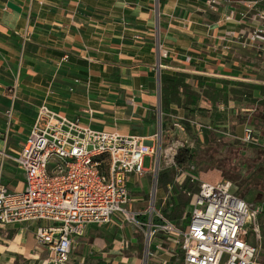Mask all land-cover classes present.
Masks as SVG:
<instances>
[{
	"label": "crops",
	"instance_id": "1",
	"mask_svg": "<svg viewBox=\"0 0 264 264\" xmlns=\"http://www.w3.org/2000/svg\"><path fill=\"white\" fill-rule=\"evenodd\" d=\"M8 1L20 10L9 7ZM154 1L0 0V182L8 189H21L23 181L7 155L18 152L42 102L95 129L150 138L158 120L157 68L263 87L264 51L233 45L226 52L215 38L227 29L238 33L244 29L241 24L217 23L218 14L208 10L203 0H158L156 11ZM260 6L264 7V0ZM208 20L212 21L209 31L203 26ZM156 26L160 47L168 51L163 57L157 49ZM63 55L67 58L62 59ZM187 80L196 83L194 78ZM252 97L259 99L263 93L255 88ZM205 99L200 98L199 106L209 110L211 102ZM224 105L226 112L228 108L248 113L254 109L235 101ZM176 110L175 115H183L182 108ZM171 114H166L164 129L170 125ZM195 175L198 180H217V176L201 178L209 173ZM149 176L152 180L153 175ZM168 185L171 194L162 203ZM164 189L162 205L174 195L171 184ZM189 208L190 199L187 214ZM185 215L170 220L181 226ZM123 222L114 216L105 225L86 226L65 264H141V260L171 264L175 254L180 262V246L165 240L164 249L151 246L153 253L145 261L143 231ZM41 224L47 222L0 224V264H50L46 247L33 238L35 226Z\"/></svg>",
	"mask_w": 264,
	"mask_h": 264
},
{
	"label": "built area",
	"instance_id": "2",
	"mask_svg": "<svg viewBox=\"0 0 264 264\" xmlns=\"http://www.w3.org/2000/svg\"><path fill=\"white\" fill-rule=\"evenodd\" d=\"M203 1L208 10L218 14L214 20L217 23L235 22L244 28L235 34L223 30L215 37L223 51L230 52L233 45L264 51L261 0ZM203 26L209 31L212 21H204ZM158 47L161 55L166 56L168 51L160 44ZM66 58L67 55L62 56ZM261 84L264 87V79ZM216 107L223 110L226 106L217 103ZM176 117L177 120L164 129L165 133L172 127L184 130L180 122L183 115ZM189 122L200 133L202 127H211L190 119ZM242 129L241 137L226 130L217 131L242 142L262 145L252 124L245 122ZM179 144V140L171 139L162 147L153 136L144 138L117 130L95 129L42 102L18 152L14 156L7 155L20 172L23 187L12 190L0 182V224L47 222L45 226H35L33 238L46 247L50 264L67 263L74 241L86 226L105 225L114 216L143 231L145 261L146 256L153 253L149 251L151 244L154 249H161L165 240L180 246V264H262L254 242L260 238L255 222L259 209L238 196L229 180H198L192 165H177L174 156ZM145 156L150 158V165L146 167L142 163ZM160 162L164 168H175V181L183 175L191 181L198 180L194 192L186 191L190 208L185 227L166 218L151 203L146 209L130 208L133 198L129 181L141 179L146 172L153 175ZM155 190L152 179V199ZM170 192L168 185L162 203L169 199ZM247 225H250V235Z\"/></svg>",
	"mask_w": 264,
	"mask_h": 264
},
{
	"label": "rangeland",
	"instance_id": "3",
	"mask_svg": "<svg viewBox=\"0 0 264 264\" xmlns=\"http://www.w3.org/2000/svg\"><path fill=\"white\" fill-rule=\"evenodd\" d=\"M154 4V9L156 11L158 7V0H155ZM155 34L157 49H159L158 44L161 43V40L157 26ZM210 105L212 104L210 103ZM228 110L229 108L227 109V112ZM171 115L174 117L170 118L172 119L171 121L169 119L167 120L168 125L172 121L177 120L175 114ZM246 117L247 119H245L243 122H240L238 116L236 117V112H233V110H229V113L226 114L225 123L221 124L220 126H215L205 116H201L198 114L194 115L192 118H190V120L196 121L203 125L211 126L209 129H216L215 132L217 133V135L212 134L207 140H205L203 134L200 133L194 126H192L191 130H179L175 127H172L170 132L165 133L164 128H161L159 124L161 121L160 113V118L156 120L157 124L153 126V138H156L157 142L161 143L162 147L165 146V143L168 140L172 139L179 140L180 144L177 151L180 148H190L194 150V160L192 163H189V165H192L194 167L193 171L195 174L201 175L204 173H209V175H201L202 179L210 180L212 179V177L216 178L215 176H217V180H229L232 183L234 190L238 196L242 197L251 207L259 209L255 216V222L259 227L260 238L258 241L254 242L258 247V259L264 260V205L261 204V201H264V164L262 166H258V163H260L261 158L263 157L255 153L254 149L250 148L249 146L243 143L232 141V136L230 135L233 134L238 137L242 136L243 124L245 122L249 123L248 114H246ZM97 127L104 128L101 126ZM203 128L206 127H202V129ZM217 130H226L230 134H221L218 133ZM256 130L259 132L258 129ZM263 131L264 128L260 132ZM7 161L9 165H14L10 159H7ZM142 163L145 167L149 166L150 158L148 156H145ZM162 168H164V166L163 163L160 162L159 167L156 168V171ZM211 173L213 174L210 175ZM149 178V172H146V174H144L141 179L133 180L130 182L131 196L141 195L142 197V199L136 200V198L132 196L133 200L130 201V208L132 210L146 209L147 206H149V203L155 206V203L159 202V205H162L160 192L163 193L165 189L160 188L159 186L157 187L156 185V193L154 195V198L152 199L150 197L151 178ZM196 185H198V182H196ZM157 206L158 204L155 207L158 208ZM123 223L127 225L129 224L134 227V229L140 230V228H138L131 222L124 220ZM247 229L249 230L250 235V225H247ZM251 239H253L252 235ZM143 243L144 240L142 241V246H144ZM151 246H153V244H151ZM161 247L164 249V244H162ZM151 250L153 249L149 247V251ZM142 261L143 260H141V264H143ZM171 264H180L177 254H175V256L173 257Z\"/></svg>",
	"mask_w": 264,
	"mask_h": 264
},
{
	"label": "trees",
	"instance_id": "4",
	"mask_svg": "<svg viewBox=\"0 0 264 264\" xmlns=\"http://www.w3.org/2000/svg\"><path fill=\"white\" fill-rule=\"evenodd\" d=\"M187 78L196 79V83H191ZM255 88H258L263 93V97L259 99L252 97V90ZM202 96L210 100L212 104L211 109L207 110L199 106V100ZM228 101H235L237 105L254 107L249 113L248 111L242 112L237 110L236 117L238 116L240 122H243L247 119L246 114H248L249 123L259 130L258 138L262 145L242 142V140L235 137H231V140L243 143L254 149L255 153L263 157L260 163H258V166H262L264 164V131H260L264 128V87L242 81H231L215 77L205 78L183 71L171 73L160 71L161 128L166 126V114H176V108H182V110H184L183 119H180V122L186 130L192 129L193 125L189 122V119L196 114L205 116L213 125L220 126L225 123L227 112L225 110H218L216 103L221 102L226 104ZM201 133L205 140L212 134L217 135L215 130L209 128L201 129ZM194 156V150L190 148H180L174 159L177 165L183 167L192 163ZM175 171L173 166L165 167L157 171V187L165 188V185L171 184L174 195L170 201L166 202L164 205L160 206L159 202H157L155 206L158 204L157 207L160 209L161 213L164 214L166 218L172 220H177L186 212L181 224L183 227L188 222L186 206L189 197L186 196L185 191H195L197 185L196 182L190 181L188 176H184L179 182H174L173 178ZM261 203L264 205V201H261ZM259 262L264 264V260H259Z\"/></svg>",
	"mask_w": 264,
	"mask_h": 264
},
{
	"label": "water",
	"instance_id": "5",
	"mask_svg": "<svg viewBox=\"0 0 264 264\" xmlns=\"http://www.w3.org/2000/svg\"><path fill=\"white\" fill-rule=\"evenodd\" d=\"M6 4L16 11L20 10V8L16 4H14L10 1H8ZM158 65H159V62H158ZM156 81H157V85H158V89H157L158 106H157V110H158V118H159V113H160V72H159L158 68H157V74H156ZM156 174H157V172H154V174H153V184L156 183ZM144 257H145V251H144Z\"/></svg>",
	"mask_w": 264,
	"mask_h": 264
}]
</instances>
